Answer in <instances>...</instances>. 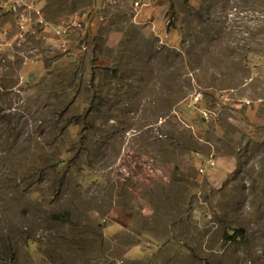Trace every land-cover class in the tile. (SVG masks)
Here are the masks:
<instances>
[{"label": "rangeland", "instance_id": "rangeland-1", "mask_svg": "<svg viewBox=\"0 0 264 264\" xmlns=\"http://www.w3.org/2000/svg\"><path fill=\"white\" fill-rule=\"evenodd\" d=\"M40 2L86 45L0 60V264H264V0Z\"/></svg>", "mask_w": 264, "mask_h": 264}, {"label": "built area", "instance_id": "built-area-1", "mask_svg": "<svg viewBox=\"0 0 264 264\" xmlns=\"http://www.w3.org/2000/svg\"><path fill=\"white\" fill-rule=\"evenodd\" d=\"M134 11L150 5V0H127ZM87 13L77 11L59 21L50 20L44 13L40 0H0V17L6 18L0 26V60L12 44L19 45L30 35L46 33L54 41L53 47L61 55L72 57L77 50L85 47L86 41L78 40L84 36ZM213 159H207L203 165L212 166ZM200 165L198 170L202 171Z\"/></svg>", "mask_w": 264, "mask_h": 264}, {"label": "trees", "instance_id": "trees-1", "mask_svg": "<svg viewBox=\"0 0 264 264\" xmlns=\"http://www.w3.org/2000/svg\"><path fill=\"white\" fill-rule=\"evenodd\" d=\"M58 216H64V214H62V215H58ZM234 232H238V230H234Z\"/></svg>", "mask_w": 264, "mask_h": 264}]
</instances>
